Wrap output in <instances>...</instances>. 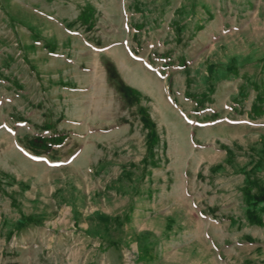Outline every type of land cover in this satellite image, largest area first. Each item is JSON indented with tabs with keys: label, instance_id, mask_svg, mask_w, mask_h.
Returning a JSON list of instances; mask_svg holds the SVG:
<instances>
[{
	"label": "rangeland",
	"instance_id": "1",
	"mask_svg": "<svg viewBox=\"0 0 264 264\" xmlns=\"http://www.w3.org/2000/svg\"><path fill=\"white\" fill-rule=\"evenodd\" d=\"M0 264H264V0H0Z\"/></svg>",
	"mask_w": 264,
	"mask_h": 264
},
{
	"label": "trees",
	"instance_id": "2",
	"mask_svg": "<svg viewBox=\"0 0 264 264\" xmlns=\"http://www.w3.org/2000/svg\"><path fill=\"white\" fill-rule=\"evenodd\" d=\"M123 93L125 94V96H127L128 98H131L132 97L134 98V100L136 101L137 100V96L135 94H137L133 89H131L130 87H123ZM39 143H37L35 140L32 141V148L33 149H37L39 148Z\"/></svg>",
	"mask_w": 264,
	"mask_h": 264
},
{
	"label": "bare ground",
	"instance_id": "3",
	"mask_svg": "<svg viewBox=\"0 0 264 264\" xmlns=\"http://www.w3.org/2000/svg\"><path fill=\"white\" fill-rule=\"evenodd\" d=\"M170 112V111H169Z\"/></svg>",
	"mask_w": 264,
	"mask_h": 264
}]
</instances>
